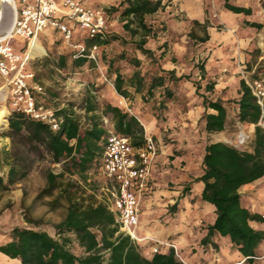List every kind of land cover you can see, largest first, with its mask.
<instances>
[{
    "label": "trees",
    "instance_id": "obj_1",
    "mask_svg": "<svg viewBox=\"0 0 264 264\" xmlns=\"http://www.w3.org/2000/svg\"><path fill=\"white\" fill-rule=\"evenodd\" d=\"M119 8H122L120 17L124 21L123 29L129 32L131 37L138 33L137 29L131 27L135 22L144 30L143 37L133 45L135 51L151 61L154 60L153 50L144 47L146 38L152 35V29L144 23V17L162 10L161 1L121 0L118 6L111 10L116 11ZM226 8L234 13H251L249 9L230 5H226ZM248 25L256 29L262 28V25L256 23ZM117 40H120L117 35H109L106 32L104 39L84 34L81 43L88 48L92 44L107 46ZM206 40L207 37L201 42ZM163 52L159 58L163 56ZM125 56L122 54L117 58L126 60ZM68 57L74 68H79L88 61L86 58L73 59L72 53ZM68 57L65 55L58 58L60 68L66 67ZM115 61L116 59H111L108 66L114 74L113 86L116 93L129 103L134 100L136 94L141 96L143 102H148L153 98L156 89L165 86L166 80L188 81L186 76L175 77L174 71H166V76L156 75L149 81L138 70L130 76H124L118 67L114 68ZM130 63L136 69L142 64L137 57L131 59ZM193 85L204 108V131L209 134L222 132L228 118L227 110L221 101L209 100L200 95L199 83ZM239 87L240 96L236 101L237 113L234 118L239 123L254 126L253 141L245 151H239L221 142L206 145L201 161L202 172L194 181L203 185L201 201L215 208L214 222L207 227V234L201 244H210V239L215 233L228 237L232 248L245 259L242 264H254L256 249L264 241V231L252 228L250 223H262L264 218L251 213L240 204L238 190L264 177V133L256 126L259 110L243 80ZM213 88V84H207L204 92H211ZM164 93L168 97L171 95L165 89ZM91 98L87 97L84 101V121L72 108L56 111L62 121L55 132L40 121L26 118L23 113L13 112L9 115V137L24 139L34 149L42 148L49 155L51 162L62 168L57 174L47 172L46 186L37 196V199L52 198L48 202L50 210L63 209L62 219L55 226L58 237L62 239H55L45 231L14 228L11 231V240L0 246V253L10 259L19 260L20 264H183L176 259L171 248L161 247L151 258L143 256L139 251V244L133 243L128 236L120 232L108 205L98 199L94 192L86 195L87 190H83L90 184L89 172L99 166L103 145L111 128L113 132L129 137L135 147L141 146L144 134L142 126L134 116L116 105L105 104L100 107L92 102ZM105 119L108 123L104 122ZM13 172L11 169L9 175L12 176ZM65 175L76 176L78 179L71 186L64 185L62 179ZM0 189H7L1 178ZM62 199L64 203L61 202ZM66 234L75 237L78 246L85 253L84 257H78L69 250ZM212 245L216 248L215 244Z\"/></svg>",
    "mask_w": 264,
    "mask_h": 264
},
{
    "label": "rangeland",
    "instance_id": "obj_2",
    "mask_svg": "<svg viewBox=\"0 0 264 264\" xmlns=\"http://www.w3.org/2000/svg\"><path fill=\"white\" fill-rule=\"evenodd\" d=\"M119 1L85 0L91 8L102 10L105 14L108 34L117 35L120 38V40L113 41L104 47L107 50L103 51L101 61L103 60L104 64L107 65L111 59H116L113 64L114 68L118 67L122 75L130 76L138 70L147 81L156 75L164 76L166 70H162V64L171 63L176 67L174 73L177 71L178 76L174 74L175 77H180L181 74V76H186L188 81L183 79L178 81L166 80L165 86L156 89L153 98L148 102H143L137 95V99L129 103L116 93L113 86L114 74L112 70L110 71L107 67L101 70L97 65L91 68L87 64L79 68L72 67L71 59L68 57L70 49L64 43L62 34L54 31L46 40L44 33L47 30H45L39 36V41L45 48V52L39 55V59L32 62L30 67L34 75H37V83L44 88L43 95L38 96L37 100L43 107L56 109V111L72 108L82 118V121H84V101L87 97H92V102L100 107L105 104L116 105L129 115L141 108L140 111L145 116H136V119L142 126L144 134H150L155 143L165 151L164 164L158 170L156 169L157 174L159 173V181H157L160 185L159 189L176 191L179 190L180 186L187 184L183 180L184 177L188 180L201 174L204 148L214 141L212 135L204 131L203 107L193 85V83H201L200 80L196 81V78L202 77L203 74L206 49H202L201 40L206 37L205 27H213L219 32H227L228 29L212 16L210 21L205 20L206 24L196 25L181 18L180 14H176L173 6L164 7L157 13L144 17V23L152 29V35L146 38L144 46L152 49L155 54L154 60L151 61L135 51L133 46L135 41L143 37L144 30L135 22L131 27L137 29L138 33L131 37L130 33L123 29L124 21L120 17L122 8L116 11L111 10L118 6ZM214 5V1L213 3L209 1L207 13L214 12L216 14ZM78 29V27L75 28L74 43H80L84 35ZM252 41L254 46H250L245 52L246 60L240 62V66H245L249 71L253 68L259 71L264 68V31L263 33L262 31L254 33ZM24 45L22 46L24 47ZM162 52L163 56L159 58ZM122 54L126 55V60L117 58ZM65 55L68 57L66 67L60 68L58 58ZM137 56L142 59V64L138 69L130 63L131 59ZM192 67L197 72V76L190 71ZM237 74L241 79L239 71ZM200 85V95L212 100L213 90L206 93L204 92V84L201 83ZM237 87L240 89L239 86ZM227 88L231 98L224 103L234 109L239 96H236V91L230 84L227 85ZM164 89L170 92L169 97L164 93ZM232 96L234 97L232 98ZM221 102L223 103V101ZM4 105L9 109L8 102L0 101V110ZM231 113L227 130L229 134H232L230 144L233 145L239 131L249 132L254 130V127L237 122L234 118L236 113L233 110ZM5 115L8 125L7 116L9 115L6 112ZM146 118L147 120H145ZM149 124H152V129H148ZM5 132L6 128L0 126V136ZM5 135L8 137L6 146L0 144V177L3 178L7 187L6 190L0 189V240H11L10 235L14 228L45 231L55 239H62L58 237L55 226L62 219L63 209L50 210L48 202L52 198L37 199L40 191L46 186L47 172L51 171L57 174L61 171V166L53 164L49 155L42 148L34 149L24 139L18 137L11 139L8 133ZM11 169L14 171L12 176L9 175ZM76 179H78L76 176L65 175L62 183L71 186L76 182ZM90 179H92L90 184L83 190H87L86 195L94 192L99 199L101 192L98 190L103 185V178L98 172L93 171ZM191 183L188 184L189 189ZM57 194L58 190L55 191L54 196L56 197ZM88 197L90 196H86V198ZM61 202L64 203V200L62 199ZM179 207L180 205L176 204L174 211H172L167 200L149 206L150 223H153L154 227L147 230H152L155 236L148 237V239L175 245L183 260L188 264H203V261L204 264H208L207 259H202L201 262H189L184 259V251L179 250L175 243L161 240L169 232H173L171 235L169 234V238L174 237L176 227L172 229L170 223L176 219V214L180 210ZM144 210H146L145 207ZM65 237L69 239L67 245L69 250L78 257H84L85 253L78 246L75 237L71 234H66ZM151 241L139 243L140 253L148 258L152 256L151 248L154 245ZM194 252L196 251L191 250L190 252L189 250L188 255L190 256ZM213 254L215 253L213 252ZM213 257L214 261L219 263V258L216 255Z\"/></svg>",
    "mask_w": 264,
    "mask_h": 264
},
{
    "label": "built area",
    "instance_id": "obj_3",
    "mask_svg": "<svg viewBox=\"0 0 264 264\" xmlns=\"http://www.w3.org/2000/svg\"><path fill=\"white\" fill-rule=\"evenodd\" d=\"M209 1L213 3L214 0ZM212 17L217 18V15L213 13ZM76 27L83 34L104 39L107 17L102 10L86 6L85 0H7L5 3L0 0V77L3 79L0 101L8 102L10 114L20 112L28 119L48 125L54 132L59 129L62 119L56 114V110L43 107L37 100L44 92L34 81V74L27 70L32 57L27 51L16 52L10 42L19 37L31 44L45 30L58 31L73 59L86 58L97 63L99 46L92 44L87 48L81 42L74 43ZM239 74L259 110L256 126L264 133V68L249 71L242 66ZM3 88L7 90L5 98H2ZM104 122L107 123V120ZM252 141L253 133L241 130L235 137L233 147L245 151ZM156 156L157 146L150 134H143L141 146L135 147L129 137L110 130L103 145L99 166L89 172L88 182L92 180L90 176L93 171L103 178V185L98 190L101 192L99 199L114 214L120 232L135 244L151 241L148 237H140L137 229L140 204L147 190ZM151 242L154 243L152 255L158 253L161 247L171 248L178 261L188 264L175 245Z\"/></svg>",
    "mask_w": 264,
    "mask_h": 264
},
{
    "label": "crops",
    "instance_id": "obj_4",
    "mask_svg": "<svg viewBox=\"0 0 264 264\" xmlns=\"http://www.w3.org/2000/svg\"><path fill=\"white\" fill-rule=\"evenodd\" d=\"M160 1L163 8H169L170 6H173V8H175L176 14H180L181 18L188 20L190 23H198L199 25H204L206 24L205 20L207 19L210 21V17L214 13H207L206 11L208 8L207 5L209 3V0H204L203 2H199L197 0ZM214 2L217 22L223 24L228 30L227 32H219L213 27H205L207 40L205 42H202V49H206L205 60L203 62V74L202 77H197L196 81L200 80L201 83L204 84L203 87H205V85L207 84H213V94L211 95L212 100L223 101V107L227 110L228 113V118L224 130L219 133L210 134L214 138V141L210 142L209 144L221 142L233 147V145L230 144V138L232 137V134H229L227 130V123L231 118V111L233 110L235 113H237V108L233 109L227 106L226 103H224L231 98L228 92L227 85L230 84L236 91V96H240V89L237 86H239L241 79L237 73L240 67H242L240 66V62L246 60L245 52L248 51L250 46H254V43L252 41L254 33L258 31H262L263 33L264 31V0H214ZM85 5L90 7L86 2ZM226 5L249 9L251 13L249 15H246L244 13H234L228 10L226 8ZM62 20L65 21V18H62ZM249 23L260 24L262 25V28L256 29L249 26ZM7 26L8 25L6 24L5 27ZM45 32L46 33H44V37L47 40L48 36L50 37L53 34V30H47ZM39 36L37 37V40L41 44V42L39 41ZM10 43L13 49L18 53H20V51L28 52V48L30 46V43L28 44L27 41L19 37L12 39ZM23 44H25L24 47L22 46ZM104 47L105 46H99V57L97 63L88 60L83 65L87 64L91 68H94L97 65L101 70L103 68L105 69V67L108 68V66L110 65V61L107 63V65L104 64L103 60L101 61V55H103V51L107 50L104 49ZM31 57L32 59L27 66V70L30 72H32L30 68L32 62L39 59V55H34ZM137 58L139 60H142L140 56H137ZM162 70L174 71L176 70V67L171 63H167L165 65L162 64ZM190 71H192V73L197 76V72L193 69V67L190 69ZM175 74L177 75V71L175 72ZM36 76L37 75H34V81L37 83L38 79ZM112 80L114 81V77ZM2 85L3 79L0 77V88L2 87ZM6 93L7 90L3 88L2 98H5V96L7 95ZM137 95L141 98L139 94H136L134 96V100L137 99ZM233 97L234 96H232V98ZM2 107V109L8 115H10V108L8 109L6 105ZM140 109L141 108L135 110L132 116H134L135 118L136 116L144 117L145 115L141 113ZM203 111L204 108H202V112ZM7 118H9V116H7ZM145 120H147V118ZM147 127L148 129L153 128L152 124H149V126ZM7 128L8 127H6L5 133L8 132ZM251 131L253 130H250V132ZM5 133L0 136V144H3L4 146H6L8 141V137L5 135ZM156 146L157 156L152 167L147 190L145 191L140 204L139 226L137 229L138 235L140 237L155 236L152 230H147L154 227L153 223H150L149 206L155 203L159 204L167 200V202L170 203V209L172 211H174L176 204L180 205V210L176 214V219L171 221L172 223H170L172 229L176 227L174 237L169 238V236L173 233L169 232L167 236H163L161 238L162 241L175 243L179 247V250L184 251V259H187L191 263L201 262L202 259H207L208 264H242L245 259L235 249L232 248L228 237H221L219 234L215 233L210 239V244H207L205 246L201 244L202 239L207 234V227L212 225L214 222L215 208L214 206L201 201L200 194L203 185L200 182L194 181V179L198 176L191 177L188 180L185 177H182L187 184L184 186H180L179 190L168 191L164 190L163 188L159 189L160 185L157 182L159 181V173L157 174L156 169L158 170V168H160V166L164 164L165 151H163V148H161V146H158L157 144ZM1 179L3 180V178ZM189 182H192L190 184V189L188 187ZM238 194L240 196V204L244 208L248 209L251 213L258 214L262 218H264V177L250 184L242 186L238 190ZM144 207L146 208V210H144ZM250 226L256 230L264 231V222H251ZM201 227L204 229H202ZM9 241L10 240L7 239L2 241L0 240V246L6 244ZM212 244H215L216 248ZM189 250L190 252L191 250H195L196 252L191 253L192 255L189 256ZM212 251L215 254H213ZM213 255H216L219 258V263H216L214 261ZM0 264H20V262L17 259H10L0 253ZM254 264H264V241H262L256 249Z\"/></svg>",
    "mask_w": 264,
    "mask_h": 264
},
{
    "label": "bare ground",
    "instance_id": "obj_5",
    "mask_svg": "<svg viewBox=\"0 0 264 264\" xmlns=\"http://www.w3.org/2000/svg\"><path fill=\"white\" fill-rule=\"evenodd\" d=\"M2 1L5 3L7 0ZM37 41V39L33 40L28 48V54L30 56L41 55L45 52V48ZM0 126L5 128L8 126L6 123L5 111L3 109L0 110Z\"/></svg>",
    "mask_w": 264,
    "mask_h": 264
}]
</instances>
